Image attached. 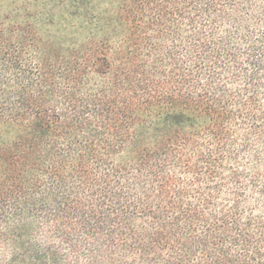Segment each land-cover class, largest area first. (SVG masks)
Here are the masks:
<instances>
[{
	"label": "trees",
	"instance_id": "16d2710c",
	"mask_svg": "<svg viewBox=\"0 0 264 264\" xmlns=\"http://www.w3.org/2000/svg\"><path fill=\"white\" fill-rule=\"evenodd\" d=\"M0 264H264V0H0Z\"/></svg>",
	"mask_w": 264,
	"mask_h": 264
}]
</instances>
